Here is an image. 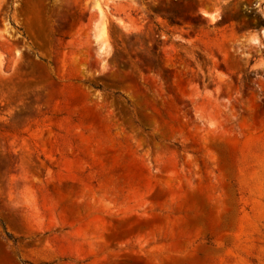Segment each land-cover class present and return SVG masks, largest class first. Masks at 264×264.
Listing matches in <instances>:
<instances>
[{
    "label": "rangeland",
    "instance_id": "1",
    "mask_svg": "<svg viewBox=\"0 0 264 264\" xmlns=\"http://www.w3.org/2000/svg\"><path fill=\"white\" fill-rule=\"evenodd\" d=\"M0 264H264V0H0Z\"/></svg>",
    "mask_w": 264,
    "mask_h": 264
},
{
    "label": "trees",
    "instance_id": "2",
    "mask_svg": "<svg viewBox=\"0 0 264 264\" xmlns=\"http://www.w3.org/2000/svg\"><path fill=\"white\" fill-rule=\"evenodd\" d=\"M96 88L101 89L102 87L99 86V87H96ZM6 235H7V238H8L9 240H13L14 242L17 241V239H16L11 233H9L8 231H6Z\"/></svg>",
    "mask_w": 264,
    "mask_h": 264
}]
</instances>
